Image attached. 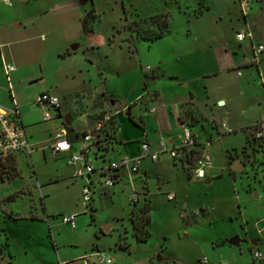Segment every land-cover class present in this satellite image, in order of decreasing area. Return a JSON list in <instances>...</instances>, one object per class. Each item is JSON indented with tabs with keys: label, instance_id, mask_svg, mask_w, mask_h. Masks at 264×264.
I'll return each mask as SVG.
<instances>
[{
	"label": "rangeland",
	"instance_id": "obj_1",
	"mask_svg": "<svg viewBox=\"0 0 264 264\" xmlns=\"http://www.w3.org/2000/svg\"><path fill=\"white\" fill-rule=\"evenodd\" d=\"M196 1L92 0L97 13L94 35L102 33L114 36L116 44L121 42L122 37L121 49L114 56L123 65L152 66L154 57L171 44L178 42L188 45L191 42L189 36L196 32L200 22L195 20L190 24L187 13L196 6ZM89 3L88 0L85 6L89 7ZM179 4L188 5L187 12L179 11ZM211 5L210 15H215L227 7V2L211 0ZM253 6L258 8V15L264 13V2ZM166 10L172 15L169 34L153 42L135 37L133 28L136 23L156 29L149 16ZM92 17L94 19L95 15ZM261 32L264 34V29ZM81 50L80 45L78 51ZM215 80L223 91L231 94V100L226 105L219 104L220 100H213L214 105L210 103L205 106V115L218 123L224 121L237 128L219 135L213 133L207 148L212 168L205 170L202 178H190L179 162H173L168 152H162L156 161L144 159L147 176L143 183L138 178L131 181L124 176L111 186L102 187L98 184L102 177L93 175L91 210L85 206L82 198V187L88 177H73V167L68 166L65 159L50 155L43 144L49 134V122L39 121L25 127L28 139L38 144L37 151L32 159L23 153L16 154L17 174L0 181V203L9 210L32 211L43 216L41 221L19 220L0 210V245L8 242L14 264H65L60 260L78 253H88L96 247L113 257L117 255L118 264H147L145 256L148 252L152 254L155 264H166L170 258L196 264L203 256L227 264H254L253 240L257 239L254 246L264 252V160L261 154L256 156V147V151L252 152L246 142L247 133L239 126L260 108V80L250 81L244 94L238 93L237 87L242 77L234 73L223 72ZM110 83L121 93L132 89V85L127 88L126 83L119 79L111 78ZM34 85L37 84L29 86L27 94ZM242 108L244 112H241ZM49 112L54 116L53 110ZM182 112L187 113L184 118L188 122L204 123V116L200 112L187 106ZM29 115V120L36 117V113L30 112ZM124 125L126 127L121 120L119 127L122 129ZM133 129L129 126L127 131L132 134ZM208 130V127L197 126L201 136ZM149 132L153 134L151 129ZM157 139L167 141L163 134H159ZM227 151L233 155L230 163L227 161ZM246 151L253 155L245 156ZM237 159L241 163V170L231 167ZM93 161L98 163L99 157H93ZM144 182L149 189L146 201L143 194L148 192ZM133 191L139 194V201L135 205L129 201ZM168 191L175 192V199L166 198ZM7 195L13 196L7 199ZM147 202L149 236L143 242H136L131 234L129 216L131 211L136 213ZM181 202H185V205ZM74 211L77 212V226L72 229L60 219L62 215ZM232 236H237L239 243L230 244L228 239ZM125 240L126 244L120 243Z\"/></svg>",
	"mask_w": 264,
	"mask_h": 264
},
{
	"label": "crops",
	"instance_id": "obj_2",
	"mask_svg": "<svg viewBox=\"0 0 264 264\" xmlns=\"http://www.w3.org/2000/svg\"><path fill=\"white\" fill-rule=\"evenodd\" d=\"M89 1L88 7L85 6L88 0H0V105L11 106L9 88L2 67L3 62H7L14 66L9 73L11 87L17 102L20 123L32 147L30 154L24 152L11 154L8 158L9 163L16 164L17 153H23L32 159L33 153L37 151L38 144H33L28 139L25 127L33 126L39 121L49 122V134L43 144L47 152L52 155L49 145L53 141L54 133L61 126L65 127L68 138L75 148L80 141L81 133L91 128L104 113L114 115L117 128L115 138L105 151L91 153L95 166L122 155H137L140 152L139 143L142 139L148 141L152 150L159 148L160 140L167 147L176 146L182 141L181 132L184 122L188 123L198 142L210 139L211 143L213 133L219 135L237 128L224 121L218 123L214 118L205 115V106L210 103L214 105L213 100H220L222 103L219 104L223 105L231 100V94L226 90L223 91L222 87L216 84L215 78L223 72L242 77L237 83L238 93L241 94L245 93L250 81L260 80L259 87L262 90V99L258 102L260 108L251 118L245 119L246 121L239 126L240 129L244 131L245 126L257 120L263 113L264 50L261 62L256 65L250 60L251 41L247 37L238 41L234 33L236 30H243L247 21L252 29V40L264 44V34L261 32V29H264V13L258 15L260 13L256 10L258 8L253 6L264 0L260 2L250 0L248 13L244 16L239 10L237 0H226L227 7L216 12L215 15H210L211 0L196 1V6L190 8L187 13V21L190 24L195 20L200 22L196 32L188 37L191 42L188 45L177 42L171 44L167 50L161 51L154 57L152 70L149 72H144L141 64L139 67L125 66L117 60L114 54L121 49L122 37H120L121 42L116 44L114 36L110 37L109 34L102 33L94 35L93 25L96 23L97 13L92 0ZM187 7L188 5L179 4L178 10L187 12ZM162 12H168L170 25L172 19L170 11ZM169 32L170 29L166 34L149 42L159 40ZM80 45L81 52L78 51ZM237 70L240 74L236 73ZM111 78L126 83L127 88L132 85V89L119 92L111 85ZM33 84L37 85H34L33 90L27 94V89ZM144 90L147 93L142 95ZM42 91H48L59 98L58 108L49 109L53 110L54 116L48 119L41 118L42 107L34 102L36 95ZM186 106L200 112L204 116V123L188 122L184 118L187 113L182 112ZM122 111L125 113L123 114ZM30 112L36 113V117L32 120H29ZM241 112H244V108ZM121 120L126 123V127L124 125L122 129L119 127ZM198 125L202 128L208 127L209 130L201 136L197 132ZM129 126L134 128L132 134L127 131ZM150 129L153 134L149 132ZM159 134L165 135L167 141L157 139ZM254 144L252 145L254 149L251 147L252 152L256 151L258 146ZM256 152V156L261 154L259 150ZM57 156L65 159L66 162V154L61 153ZM93 157H99V162H94ZM145 158L147 157L141 160L138 170L133 174L129 175L120 170L116 182L124 176L131 181L137 178L142 183L144 179L146 181ZM173 162L177 161L173 160ZM96 174L98 173L92 172L89 178L94 180L93 175ZM144 185L148 192L143 194V200L146 201L145 197L149 196V189L146 182ZM12 196L7 195V199ZM181 204L184 206L185 202ZM1 207L6 211H14L0 203V210ZM42 209L44 214V206ZM20 213L25 214L26 217L7 216L32 221H41L43 216L32 211ZM71 213H76V228L77 212ZM45 215L48 217L47 214ZM143 241L136 240V242ZM256 242L257 239L253 240L251 249L258 248L254 246ZM120 243L126 244V240ZM127 245L130 246V243ZM8 246L6 241L0 245V264H14ZM86 253H78L60 261L65 264L74 262L83 264L82 257ZM148 253L145 256L146 263L155 264L152 254ZM111 257L114 260L113 264H118L117 255ZM208 260L214 261L209 258ZM166 264L186 263L170 258ZM196 264H200V260Z\"/></svg>",
	"mask_w": 264,
	"mask_h": 264
},
{
	"label": "built area",
	"instance_id": "obj_3",
	"mask_svg": "<svg viewBox=\"0 0 264 264\" xmlns=\"http://www.w3.org/2000/svg\"><path fill=\"white\" fill-rule=\"evenodd\" d=\"M239 10L244 16L248 13L250 0H237ZM236 40L241 41L246 37L251 41V62L258 65L262 60V52L264 50V44L255 42L252 40V32L250 23L245 22L243 30H236L234 33ZM3 71L5 74L6 82L9 88V96L11 99V106L4 107L0 105V162L3 163L9 158V156L15 152H24L30 154L32 147L27 141L23 127L20 123L17 102L12 91L9 73L14 69V66L10 63L3 62ZM142 70L149 72L152 70V66L143 65ZM240 74V71H236ZM147 93L143 91L142 95ZM34 102L42 107L41 118L48 119L51 117L49 113L50 108H58L59 98L49 93L48 91H42L38 93L34 99ZM104 113L95 122V124L84 130L81 133L80 141L75 148H73L67 131L64 126H61L53 136V141L50 143V151L56 156L58 154H66V163L73 167L74 176H87L88 180L82 187V198L85 206L92 208V192L94 187V180H91L90 174L96 172L102 177L98 180V184L102 187L111 186L116 182L119 176V171L122 170L127 174L135 173L140 165L141 160L144 157L149 158L151 161L159 159V154L162 152H168L173 160H176L186 168L187 175L191 178H202L205 174V170L211 168V158L207 152V148L210 144V139H205L198 142L194 132L189 127L188 123L182 124V141L176 146H166L162 140L159 141V148L152 150L149 147L148 141L142 139L139 143L140 152L135 156L122 155L117 159L110 160L102 165L95 166L92 162L91 153L105 151L109 144L112 143L113 138H104L102 130L105 123H107L111 117ZM112 120V119H111ZM107 127V126H106ZM244 131L247 133L249 139L256 143L257 150L261 152V156L264 160V111L260 117L245 126ZM104 139L103 141H99ZM260 142V144H259ZM262 143V145H261ZM198 144V147H196ZM250 146V145H249ZM244 151V149L242 150ZM99 153V154H100ZM98 179V178H97ZM167 199H174L175 193L168 191L166 193ZM130 203L135 205L139 201V194L133 191L130 199ZM75 216L76 213L65 214L61 216L60 221L70 228H75ZM252 256L254 264H264V252L260 249H252ZM83 264H113L114 260L111 255L102 252L98 249L92 250L86 253L83 257ZM200 264H227L222 261H210L206 256L200 259Z\"/></svg>",
	"mask_w": 264,
	"mask_h": 264
},
{
	"label": "trees",
	"instance_id": "obj_4",
	"mask_svg": "<svg viewBox=\"0 0 264 264\" xmlns=\"http://www.w3.org/2000/svg\"><path fill=\"white\" fill-rule=\"evenodd\" d=\"M167 16H169L168 12H158L149 16L150 19L155 23L156 29H149L147 27H142L136 23L133 28L135 32V37L151 41L155 38H159L162 35L166 34L169 31V22ZM111 119L107 123H105L104 129L102 130L104 138H115L117 122L114 120V116H112ZM103 140L104 139L99 138V141H103ZM246 142L250 145V147L254 149V147L252 146V141L249 139L248 136L246 137ZM226 156L230 163V161L233 158V155L227 151ZM182 167L186 170L184 165H182ZM16 174H17L16 167L13 163L8 162V158L5 162L3 163L0 162V181H3L7 178H11ZM148 207L149 204L144 203L136 213L134 211H131V214L129 216L132 225V235L135 237L136 240L143 241L146 240V238L149 236V231L147 228ZM1 210L5 211L8 215L14 218L26 217L25 214H21L18 211H6L2 207Z\"/></svg>",
	"mask_w": 264,
	"mask_h": 264
},
{
	"label": "water",
	"instance_id": "obj_5",
	"mask_svg": "<svg viewBox=\"0 0 264 264\" xmlns=\"http://www.w3.org/2000/svg\"><path fill=\"white\" fill-rule=\"evenodd\" d=\"M82 2H83V1H81V3H82ZM219 103H222V101H219ZM231 167H232L233 169H236V170H241V163H240V161H239L238 159L235 160V161L232 163ZM206 180H208V178H207ZM238 240H239V238H238L237 236H232L231 238L228 239V242H229L230 244H237V243H238Z\"/></svg>",
	"mask_w": 264,
	"mask_h": 264
},
{
	"label": "flooded vegetation",
	"instance_id": "obj_6",
	"mask_svg": "<svg viewBox=\"0 0 264 264\" xmlns=\"http://www.w3.org/2000/svg\"><path fill=\"white\" fill-rule=\"evenodd\" d=\"M250 154L253 155L252 152H247V151L244 152V155L247 156V157H249Z\"/></svg>",
	"mask_w": 264,
	"mask_h": 264
}]
</instances>
